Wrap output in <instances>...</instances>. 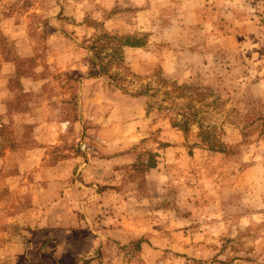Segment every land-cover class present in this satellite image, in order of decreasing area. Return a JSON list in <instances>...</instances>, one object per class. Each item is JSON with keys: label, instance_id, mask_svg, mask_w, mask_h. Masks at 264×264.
<instances>
[{"label": "rangeland", "instance_id": "374dc122", "mask_svg": "<svg viewBox=\"0 0 264 264\" xmlns=\"http://www.w3.org/2000/svg\"><path fill=\"white\" fill-rule=\"evenodd\" d=\"M108 141L138 239L41 230ZM0 264H264V0H0Z\"/></svg>", "mask_w": 264, "mask_h": 264}, {"label": "crops", "instance_id": "0c3cea01", "mask_svg": "<svg viewBox=\"0 0 264 264\" xmlns=\"http://www.w3.org/2000/svg\"><path fill=\"white\" fill-rule=\"evenodd\" d=\"M112 145L114 147L110 151ZM117 147H119V143L108 141L105 148L109 149L104 148L105 152L102 154L80 159L78 155L73 156L70 153L56 160L57 164L49 168L52 170L51 175L46 178L48 181L46 185H49L47 191L50 187L53 190L52 200L48 205L46 203L44 206L39 204L33 207L34 209H43L42 214L38 216L41 230L42 225L49 217L51 219L49 225L54 226L52 229L55 230V234H70V240L96 239L97 243L102 236L105 239L110 236L116 240L124 238V236L129 239H138L137 227L132 228L133 219L122 216L121 210L126 208L140 210L141 207H144L140 205H146L149 202L147 197H144L141 202H134V204L125 200L119 186L120 182L118 183L122 173L120 168L122 165L132 162L134 157L123 153L122 149L117 150ZM45 152L46 147H34L26 151V155L21 154L20 157L27 156L28 158L25 159L34 161L37 168L47 157L48 154ZM133 190L137 192V189ZM47 191L44 192L47 193ZM60 211L64 212L66 216L61 217L58 214ZM141 220L143 223H147L145 217ZM65 223H67L66 230L57 231L59 225H66ZM79 224L84 226L83 230L75 228ZM96 243L95 245H97Z\"/></svg>", "mask_w": 264, "mask_h": 264}, {"label": "trees", "instance_id": "16d2710c", "mask_svg": "<svg viewBox=\"0 0 264 264\" xmlns=\"http://www.w3.org/2000/svg\"><path fill=\"white\" fill-rule=\"evenodd\" d=\"M122 46L140 47V46H142V43L138 42V41H132V42L126 41L122 44ZM213 149L217 150V151L223 150V148H220V147H218V149H216V148H213Z\"/></svg>", "mask_w": 264, "mask_h": 264}]
</instances>
